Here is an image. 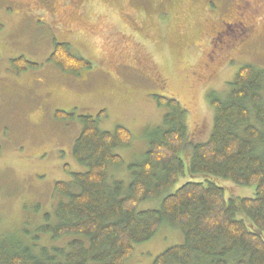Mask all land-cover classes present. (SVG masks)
Wrapping results in <instances>:
<instances>
[{"label": "rangeland", "instance_id": "obj_1", "mask_svg": "<svg viewBox=\"0 0 264 264\" xmlns=\"http://www.w3.org/2000/svg\"><path fill=\"white\" fill-rule=\"evenodd\" d=\"M0 23V239L30 242L59 201L54 183L85 170L71 154L81 124L56 119V110L95 116L103 109L99 129L129 130V144L114 149L121 162L107 168L108 181L127 184L129 165L142 160L166 111L155 96L176 98L187 112V143L203 142L211 93L223 99L244 64L264 68V0H0ZM218 32L219 49L211 42ZM54 42L68 43L90 67L61 71L48 60ZM19 55L37 66L15 72ZM188 180L202 177L185 174L166 192ZM221 182L226 198L254 195V185ZM162 197L138 209L157 208ZM48 239L36 241H66ZM182 240L180 227L164 223L124 264H151Z\"/></svg>", "mask_w": 264, "mask_h": 264}, {"label": "trees", "instance_id": "obj_2", "mask_svg": "<svg viewBox=\"0 0 264 264\" xmlns=\"http://www.w3.org/2000/svg\"><path fill=\"white\" fill-rule=\"evenodd\" d=\"M244 29L239 27L238 34ZM220 34L211 39L218 49ZM48 60L66 73L90 67L66 42H54ZM11 65L17 73L37 66L23 55ZM263 89L264 68L242 65L223 99L211 93V132L191 145L186 109L174 97L155 96L166 111L142 160L129 165L127 184L108 181L107 168L121 162L114 149L129 144V130L120 125L112 131L99 129L103 109L95 116L56 110V119L77 118L81 124L71 154L85 170L54 183L59 201L52 214L43 213L30 242L18 235L0 239V264H124L135 245L149 240L164 223L180 227L183 240L151 264H264ZM65 170L69 172L67 165ZM185 174L202 180H188L166 192ZM221 180L254 185V195L226 198ZM162 195L157 208L138 209L141 202ZM43 234L50 243L66 241L40 245L36 240Z\"/></svg>", "mask_w": 264, "mask_h": 264}, {"label": "bare ground", "instance_id": "obj_3", "mask_svg": "<svg viewBox=\"0 0 264 264\" xmlns=\"http://www.w3.org/2000/svg\"><path fill=\"white\" fill-rule=\"evenodd\" d=\"M206 186V185H205Z\"/></svg>", "mask_w": 264, "mask_h": 264}, {"label": "flooded vegetation", "instance_id": "obj_4", "mask_svg": "<svg viewBox=\"0 0 264 264\" xmlns=\"http://www.w3.org/2000/svg\"><path fill=\"white\" fill-rule=\"evenodd\" d=\"M244 27V26H243Z\"/></svg>", "mask_w": 264, "mask_h": 264}]
</instances>
